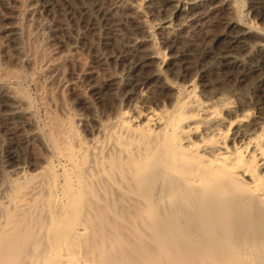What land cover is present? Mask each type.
Returning <instances> with one entry per match:
<instances>
[{
    "label": "bare ground",
    "instance_id": "obj_1",
    "mask_svg": "<svg viewBox=\"0 0 264 264\" xmlns=\"http://www.w3.org/2000/svg\"><path fill=\"white\" fill-rule=\"evenodd\" d=\"M23 70L0 264H264V0H0Z\"/></svg>",
    "mask_w": 264,
    "mask_h": 264
},
{
    "label": "rangeland",
    "instance_id": "obj_2",
    "mask_svg": "<svg viewBox=\"0 0 264 264\" xmlns=\"http://www.w3.org/2000/svg\"><path fill=\"white\" fill-rule=\"evenodd\" d=\"M239 7H243V3H239ZM21 25L23 26V20L21 19ZM21 73V74H20ZM19 74H16L14 75L12 78L11 77H8V78H4L2 80H0V83L3 84L4 86H8V87H12V88H20L24 91H26V94H29V96L32 98V99H35L36 102L38 103L37 99H38V94L36 92V87H35V84H34V81L32 78L30 77H26L24 76V70L23 71H20ZM28 78V79H27ZM19 81V82H18ZM27 81V82H26ZM16 82V83H15ZM27 83H29L27 85ZM17 84V85H16ZM19 85V86H18ZM15 86V87H14ZM26 88V89H25ZM28 88V89H27ZM28 90V91H27ZM35 96V97H34ZM35 100H33L34 102H32V108L34 111H36V116H37V119L39 120L40 124L42 123V113L40 112V110L38 111L34 105L36 106L37 103L35 102ZM39 112V113H38ZM38 114V115H37ZM40 115V118L38 117ZM72 118H69V120H65L63 122H65V124L67 125H70L69 124V121H71ZM41 127H42V124H41ZM43 128H41L42 130ZM46 130H42V135L43 137L45 138L46 141L49 142V138H48V133L46 132ZM44 133V134H43ZM47 135V136H46ZM52 161H56V158H52Z\"/></svg>",
    "mask_w": 264,
    "mask_h": 264
}]
</instances>
